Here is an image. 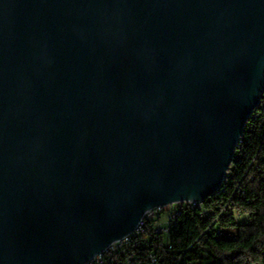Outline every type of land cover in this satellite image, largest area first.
Wrapping results in <instances>:
<instances>
[{"label": "water", "instance_id": "95a60500", "mask_svg": "<svg viewBox=\"0 0 264 264\" xmlns=\"http://www.w3.org/2000/svg\"><path fill=\"white\" fill-rule=\"evenodd\" d=\"M263 86L264 0H0V264L205 201Z\"/></svg>", "mask_w": 264, "mask_h": 264}, {"label": "trees", "instance_id": "16d2710c", "mask_svg": "<svg viewBox=\"0 0 264 264\" xmlns=\"http://www.w3.org/2000/svg\"><path fill=\"white\" fill-rule=\"evenodd\" d=\"M241 136L222 190L206 201L213 214L203 218L197 210H182L170 232L174 253L182 255L179 264H264V122L248 120ZM149 243L162 264L171 263L159 237Z\"/></svg>", "mask_w": 264, "mask_h": 264}, {"label": "built area", "instance_id": "2783aa9c", "mask_svg": "<svg viewBox=\"0 0 264 264\" xmlns=\"http://www.w3.org/2000/svg\"><path fill=\"white\" fill-rule=\"evenodd\" d=\"M254 119H257L260 125L264 122V86L258 103L247 121ZM241 135L238 137L235 150L242 143ZM221 186L222 183L214 194H218L222 190ZM211 196L205 201L182 199L148 208L130 232L110 242L105 248L92 255L83 264H162L161 258L156 255L155 251L148 248L151 237L154 239L159 237L166 251L171 253V263L168 262L167 264H179L182 255L174 253L170 242V232L178 223L182 210H197L199 216L203 218L213 214L215 208L206 205V201H209ZM226 205L227 203L224 205L221 214L225 212ZM163 213H166L164 219L162 218ZM234 213L235 216L239 214L237 211H233ZM190 264L196 263L192 262Z\"/></svg>", "mask_w": 264, "mask_h": 264}, {"label": "rangeland", "instance_id": "374dc122", "mask_svg": "<svg viewBox=\"0 0 264 264\" xmlns=\"http://www.w3.org/2000/svg\"><path fill=\"white\" fill-rule=\"evenodd\" d=\"M165 216H166V213H163V214H162V218L164 219ZM241 219H242V218H241ZM229 230H230L229 228L224 229V230H223V235L226 236V237H228V236H229V234H228Z\"/></svg>", "mask_w": 264, "mask_h": 264}]
</instances>
